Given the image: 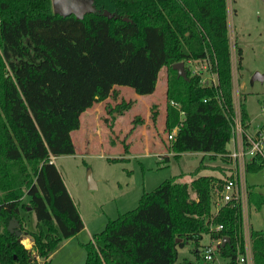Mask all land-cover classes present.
Masks as SVG:
<instances>
[{"label":"trees","instance_id":"trees-1","mask_svg":"<svg viewBox=\"0 0 264 264\" xmlns=\"http://www.w3.org/2000/svg\"><path fill=\"white\" fill-rule=\"evenodd\" d=\"M95 1V12L77 18L56 14L52 0H0V264H39L37 258L50 264L62 241L85 229L51 156L75 155L72 133L81 115L117 99L118 86L153 95L167 68L166 132L180 125L170 153L228 160L236 114L228 1ZM236 48L241 74L243 50ZM205 60L216 83H202L190 67ZM180 62L186 78L173 67ZM132 106L114 110L123 115ZM240 116L248 130L245 100ZM207 168L201 162L191 183L179 181L182 173L145 192L137 208L93 235L85 264H192L179 262V250L194 243L197 252L206 236L214 243L227 238L215 252L227 264H240L246 255L242 202L231 200L214 214L215 189L227 182L201 175ZM261 170L264 158L246 165V173ZM248 189V201L262 210L264 197ZM23 210L35 215L36 229H25ZM13 219L21 236L8 230ZM24 236L35 251L21 243ZM250 236L253 264H264V230L251 229Z\"/></svg>","mask_w":264,"mask_h":264},{"label":"rangeland","instance_id":"rangeland-1","mask_svg":"<svg viewBox=\"0 0 264 264\" xmlns=\"http://www.w3.org/2000/svg\"><path fill=\"white\" fill-rule=\"evenodd\" d=\"M227 1L233 55L235 119L238 114L244 135H254L255 130L264 124V80L254 79L257 73L264 74V1ZM236 46L243 50L241 74L237 68ZM190 67L193 70L204 68L197 64ZM167 74V68H163L159 74L156 92L150 96H138L132 88L118 86L117 99L111 97L106 102L91 107L90 111L99 116L96 129H92L86 137H80L82 131L79 130L72 133L76 146L75 155H61L55 164L73 194L86 229L75 237L63 240L59 250L51 257L50 264H85V245L91 242L95 233L102 232L109 221L137 208L141 196L155 190L163 181L184 173L179 181L191 183L192 173L201 162L209 167L201 175L215 176L227 183H235L236 192L242 202L245 250H248L246 254H250V261L244 264H253L250 231L264 230V208L258 210L251 205L248 201V187L254 186L256 192L264 197V170L246 173L249 162L246 158L243 163L245 169L241 171L240 162L234 157V145L236 146L238 139L236 123L233 139L228 144L230 153L226 157L227 161L221 156L211 157L200 152L184 153L176 159L175 154L169 151L172 141L168 139L166 132ZM203 74L209 78L215 75L211 69ZM237 77L241 87L237 85ZM242 100H245L251 117V127L248 130L242 126ZM125 102H132L133 106L120 115L114 109ZM110 158L122 161H112ZM89 171L97 185L93 189L88 187ZM27 199L25 198L26 203ZM213 203V212L217 214L218 204L223 202L214 194ZM22 216L25 229H36V218L31 211L23 210ZM29 239L32 240L31 237ZM211 245L215 246L216 242H212L208 236L197 252L194 243H187L179 250V262L227 264V260L216 252L212 262L206 259L205 249ZM35 247L36 245L32 251H35ZM37 260L39 264L45 261L40 258Z\"/></svg>","mask_w":264,"mask_h":264},{"label":"built area","instance_id":"built-area-1","mask_svg":"<svg viewBox=\"0 0 264 264\" xmlns=\"http://www.w3.org/2000/svg\"><path fill=\"white\" fill-rule=\"evenodd\" d=\"M191 64V63H190ZM192 65V64H191ZM202 65L204 66V68H195L194 72L197 73L199 76H201L202 78V83H206L209 84L210 81L216 83V75H214L213 77H206V75L203 74V72L211 69L212 70V66H210V63L205 60ZM173 106L175 108H178L181 112V108L180 106L176 103H172ZM181 115H184L181 112ZM235 123H236V131L238 133V139L236 140V146L234 145V149H235V153H234V157L240 162V165L242 167L241 171L243 169H245L243 167V163L246 160V158L249 161H252L255 158H264V129L262 131V127L258 130H255V134L254 135H250L246 133V141L244 140V133L242 131V127H241V123H240V117L237 114V118L235 119ZM180 125H177L176 128H174L171 133H169L168 139L170 141H173L176 139V134L177 131L179 129ZM234 141V140H233ZM57 158L52 157L51 156V163H55ZM235 183L230 181L229 183H226L225 186L222 189L216 188L215 189V194L218 196V198L220 199L221 204H218V208H217V213L219 212V209L222 205L227 204L229 202H231V200H240L238 193L236 192V188H235ZM223 226L219 225L215 227V230L219 231L222 230ZM21 243L24 245V247L26 249L32 250L33 246L35 245V243L30 240L28 237L23 238ZM222 241H218L216 242V245L213 246H208L205 250V254H206V259L208 261H212L214 260V256H215V250L217 245L221 244ZM247 249L246 252L247 253ZM34 253V252H33ZM250 261V254H246L245 256L241 257L240 259V264H244L246 262Z\"/></svg>","mask_w":264,"mask_h":264},{"label":"water","instance_id":"water-1","mask_svg":"<svg viewBox=\"0 0 264 264\" xmlns=\"http://www.w3.org/2000/svg\"><path fill=\"white\" fill-rule=\"evenodd\" d=\"M264 1V0H263ZM95 0H52L54 12L62 17H68L75 15L77 18H83L88 13L95 12ZM174 69L178 71L179 76L186 78L187 72L184 67V63H176ZM255 80H264V75L257 73L254 77ZM88 187L89 189L96 188V182L93 178L92 172L89 171L88 174ZM31 210V209H30ZM8 230L15 233L17 236H21V232L18 230L19 223L17 220L13 219L9 222ZM227 238L223 240L222 245L225 246Z\"/></svg>","mask_w":264,"mask_h":264},{"label":"crops","instance_id":"crops-1","mask_svg":"<svg viewBox=\"0 0 264 264\" xmlns=\"http://www.w3.org/2000/svg\"><path fill=\"white\" fill-rule=\"evenodd\" d=\"M228 26H229V18H228ZM230 47H231V45H230ZM232 57H233V55H232ZM262 75H264V74H262ZM238 77H237V82H238ZM237 85H238V87H241L240 86V83L238 82L237 83ZM98 118H99V116L98 115H96L95 113H94V111H90V110H87L86 112H84L82 115H81V117H80V121H81V127H80V129H78L79 131H82L81 132V136L80 137H82V136H84V137H86V135L88 134H90V132L92 131V129L94 130V129H96V125H98ZM74 133V132H73ZM89 138H91L92 139V136H90ZM74 140V139H73ZM74 143H75V141H74ZM76 147V146H75ZM170 153H168V155H169ZM110 159H116V158H110ZM118 159V158H117ZM64 180V179H63ZM64 183H65V181H64ZM65 185H66V188H67V190H69L68 189V186H67V184L65 183ZM69 193H70V195H71V197H72V199H73V201H74V198H73V194L71 193V191L69 190ZM74 204H75V202H74ZM76 206V205H75ZM264 208V207H263ZM263 210V209H262ZM85 224V223H84ZM85 229H86V224H85ZM91 235H92V233H91ZM92 237V236H91ZM90 237V238H91ZM59 248H60V246H59ZM59 248L55 251V252H53L52 254H51V256L49 257V260H51V257L59 250Z\"/></svg>","mask_w":264,"mask_h":264},{"label":"flooded vegetation","instance_id":"flooded-vegetation-1","mask_svg":"<svg viewBox=\"0 0 264 264\" xmlns=\"http://www.w3.org/2000/svg\"><path fill=\"white\" fill-rule=\"evenodd\" d=\"M18 230H19V227H18ZM20 231V230H19Z\"/></svg>","mask_w":264,"mask_h":264}]
</instances>
